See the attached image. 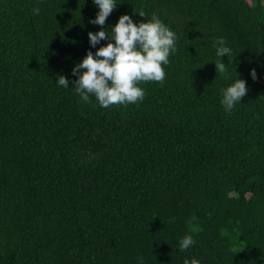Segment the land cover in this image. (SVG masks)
Returning a JSON list of instances; mask_svg holds the SVG:
<instances>
[{
    "label": "trees",
    "instance_id": "obj_1",
    "mask_svg": "<svg viewBox=\"0 0 264 264\" xmlns=\"http://www.w3.org/2000/svg\"><path fill=\"white\" fill-rule=\"evenodd\" d=\"M115 3L100 26L94 0H0V264H264V0ZM153 13L176 34L165 80L85 103L76 65L122 15Z\"/></svg>",
    "mask_w": 264,
    "mask_h": 264
},
{
    "label": "clouds",
    "instance_id": "obj_2",
    "mask_svg": "<svg viewBox=\"0 0 264 264\" xmlns=\"http://www.w3.org/2000/svg\"><path fill=\"white\" fill-rule=\"evenodd\" d=\"M100 11L90 23L104 26L107 18L116 7L115 0H94ZM40 9L33 8L38 15ZM144 17L143 12H138ZM111 41L93 54L88 51L82 63L73 69V75L79 78L72 81L74 91L85 103H90V94L94 95L102 108L111 105L137 103L143 100L145 91L139 87L140 82H163L166 77L163 65L169 63V55L176 49V34L153 13L151 20L133 22L130 15H122L118 23L111 30ZM92 47H96L102 40L108 39L105 30L89 32ZM227 41L217 38L213 46L220 59L215 62L218 74H226V64L221 57L229 56L231 49L226 46ZM253 80L257 78L255 69L252 70ZM58 85L69 88V80L61 75ZM222 105L225 111L231 112L235 104L247 94L246 81L237 79L226 89H222ZM195 241L191 235L179 241L180 250L186 251ZM240 252V251H239ZM184 264H200L196 258L185 259Z\"/></svg>",
    "mask_w": 264,
    "mask_h": 264
}]
</instances>
